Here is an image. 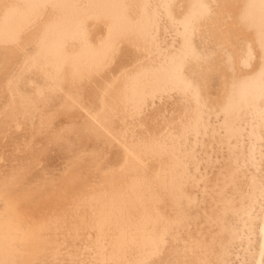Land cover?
Here are the masks:
<instances>
[{"label": "bare ground", "instance_id": "1", "mask_svg": "<svg viewBox=\"0 0 264 264\" xmlns=\"http://www.w3.org/2000/svg\"><path fill=\"white\" fill-rule=\"evenodd\" d=\"M0 264H264V0H0Z\"/></svg>", "mask_w": 264, "mask_h": 264}]
</instances>
